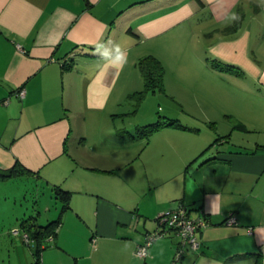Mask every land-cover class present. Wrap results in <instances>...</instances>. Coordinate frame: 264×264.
<instances>
[{
	"label": "crops",
	"instance_id": "crops-1",
	"mask_svg": "<svg viewBox=\"0 0 264 264\" xmlns=\"http://www.w3.org/2000/svg\"><path fill=\"white\" fill-rule=\"evenodd\" d=\"M207 48L243 71L223 78L244 81L225 97L250 106L241 129L256 139L200 155L216 139L176 128L148 139L114 122L141 57L186 65ZM17 161L59 205L40 264H172L179 236L157 218L182 204L208 224L177 264H264V0H0V167ZM55 185L72 192L66 211ZM16 216L0 217V264H33ZM155 230L165 234L139 257Z\"/></svg>",
	"mask_w": 264,
	"mask_h": 264
},
{
	"label": "rangeland",
	"instance_id": "rangeland-1",
	"mask_svg": "<svg viewBox=\"0 0 264 264\" xmlns=\"http://www.w3.org/2000/svg\"><path fill=\"white\" fill-rule=\"evenodd\" d=\"M202 52L199 60L192 59L186 65H177L175 62L164 64L165 90L146 93L139 106L137 99L130 98L128 94L123 98L115 115H111L114 122L119 127H127L128 130L138 133L139 126L169 117L179 119L182 124L195 129L190 130L187 136L198 137L205 141L212 142L218 135H230L229 138L234 143L256 139L260 134L255 130L244 131L235 126L247 117L250 106H245L240 98L238 102H233L232 96L231 99L225 97L226 92L235 95L244 81L227 82L225 79H233L230 75L236 73L214 67L213 63L216 61L213 60L215 58H212L208 48L203 49ZM135 71L137 88L133 92L144 89L143 77L138 66ZM252 81V79L248 80V84L255 89L256 86ZM116 130L115 126L110 127L111 133H115ZM170 132L175 133V131H161L157 136L170 137ZM178 133L186 136L183 132ZM36 180L30 176H23L0 182L1 224L6 225L17 217L16 214L19 217L24 215L25 218L38 215V220L42 224L48 223L49 219H52L50 217L58 216L59 205L52 196L50 187L44 183L39 185ZM16 229L18 228L12 231L17 232Z\"/></svg>",
	"mask_w": 264,
	"mask_h": 264
},
{
	"label": "trees",
	"instance_id": "trees-1",
	"mask_svg": "<svg viewBox=\"0 0 264 264\" xmlns=\"http://www.w3.org/2000/svg\"><path fill=\"white\" fill-rule=\"evenodd\" d=\"M242 16L243 14L237 18V20L233 25L227 28V31L235 32L237 29H239V27L242 24V19H243ZM213 60L216 61L213 63L214 67H217L221 70L228 69L230 71H234L236 74L243 73V71L235 65L221 62L216 58ZM72 63L73 62L69 63L68 68H71V66L73 65ZM137 66L143 77L144 89L135 91L133 93L131 92L129 96L130 98L133 97L137 99L138 101L137 106H139V104L142 102L143 98L145 97L146 93L150 91L156 92L158 90L161 91L165 90V86H164L165 67L162 61L158 57L152 54L141 57L137 62ZM235 126L239 128H246L245 125L241 122H238ZM163 128L195 130L191 127H188L187 125L182 124L179 119L164 117V119H158L155 122L139 126L137 131L138 132L137 136L141 134L149 139L153 133ZM229 137L230 135L218 136L216 140L210 146H208V148L205 149L200 155L205 154L206 151H208L211 146H214L222 139ZM30 175H38V174H36L33 170L26 167L20 161H17L9 168L0 167V182L20 178L23 176H30ZM53 188L56 198H58L62 202L61 211H66L68 208H70V200L72 197V192L61 187L60 185H55ZM186 207L189 209L188 206ZM204 219L206 220V218ZM61 221L62 220L60 217L56 220H50L46 224H42V223L40 224L38 222L37 217L33 215L23 219L22 226L24 230V238L26 234L29 235V240L27 241L25 238V241L32 249V252L36 257L35 263L33 264L41 263L43 248L48 244L46 241L52 240L56 236ZM206 223L208 224L207 220ZM155 231H159V230H155ZM256 264H260L259 261Z\"/></svg>",
	"mask_w": 264,
	"mask_h": 264
},
{
	"label": "built area",
	"instance_id": "built-area-1",
	"mask_svg": "<svg viewBox=\"0 0 264 264\" xmlns=\"http://www.w3.org/2000/svg\"><path fill=\"white\" fill-rule=\"evenodd\" d=\"M20 98H24L26 90L20 89L17 93ZM158 222L169 230H174L179 238V249L174 257L172 264H177L184 256L187 250L198 251L201 246V240L198 234L207 223L204 218H193L190 215L189 209L185 205H180L175 209H170L162 213L158 218ZM165 234L164 231H153L147 236L146 242L139 246L137 255L141 258H145L149 255V247L153 242L162 237ZM26 240H29V235H25Z\"/></svg>",
	"mask_w": 264,
	"mask_h": 264
},
{
	"label": "clouds",
	"instance_id": "clouds-1",
	"mask_svg": "<svg viewBox=\"0 0 264 264\" xmlns=\"http://www.w3.org/2000/svg\"><path fill=\"white\" fill-rule=\"evenodd\" d=\"M121 60V57L120 56H117L116 57V61H120ZM124 62L127 63V58H124Z\"/></svg>",
	"mask_w": 264,
	"mask_h": 264
}]
</instances>
